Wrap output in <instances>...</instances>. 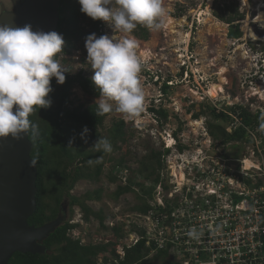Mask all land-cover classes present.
Returning a JSON list of instances; mask_svg holds the SVG:
<instances>
[{
    "label": "rangeland",
    "instance_id": "rangeland-1",
    "mask_svg": "<svg viewBox=\"0 0 264 264\" xmlns=\"http://www.w3.org/2000/svg\"><path fill=\"white\" fill-rule=\"evenodd\" d=\"M235 3H237L236 0H214L212 5L208 4V0H163V6L167 9V15L163 18V26L159 29H149L144 26L148 31L146 40L141 39V30L139 28L142 27L141 25H138L130 34V38H134L138 43L137 51L142 62L139 78L145 92L144 109L138 117L131 120H126L122 114L113 111L105 118L96 133L89 131L86 137L87 141L91 140L93 132L107 139L116 122L124 121L125 124L124 141L122 140L117 143V152H109V155L117 161L105 162L102 175L96 181L80 180L70 191L71 197L81 199L89 191L102 188V201L87 202V204L95 211L102 209L106 215L105 223H109V226L106 228L107 230L103 229L100 227L99 221L93 218L89 222L83 221L84 213L76 205L71 209L70 216L68 215L67 217V220H70L71 224L73 222L77 225L71 231L73 239H80V242L83 244L98 245L112 243L114 246L111 250L115 248L117 253H122V246L127 242L126 237L130 233L129 230L137 228L133 225L145 228L149 235L154 230L151 224L145 220H141V223H139V221L134 219L135 217H132L136 214L134 209L137 206H142L140 199L142 191H140L141 189L136 183H143L142 185L146 187L148 185L150 189H153L152 185L156 186L152 181V178L154 179L155 177L147 180L140 177V175L146 176L150 172L145 169L144 164L147 163L146 160L152 152H163L164 146L168 144H163L162 140L165 139H163L162 135L166 133L167 136L174 130L179 132V139L185 145L196 142L201 145L202 149H208L214 143L216 145L219 144L209 137V122L218 121L219 123L217 124L222 126L226 133H231L234 127L239 125L240 121L235 119L233 124L229 126V123L223 119L215 120L211 111L213 102L216 103L215 106L219 110L230 106L233 107L232 105L242 106L253 115L260 111L259 113L264 116L263 87L260 88L261 90H258L262 91L259 93L262 100L259 101L255 98H250L252 94L247 93L250 92L247 86L243 87L240 85L243 77H240L239 72V66L242 62L239 57V51H243V48L239 47L237 51L230 49L231 53L229 54L228 49H226L228 43L222 46L220 36H211L206 29L208 28V24L204 15L205 10L208 9V14L211 17L217 18L215 16L218 10L216 5H224L225 10L226 7H231L234 11V9L236 10ZM2 7L7 11H13V0H0V14ZM219 8L221 7L219 6ZM226 15L230 17L229 14ZM167 18L172 19L174 23L169 25V21L166 22ZM102 25L103 35L106 34L110 37L116 35L109 24L103 22ZM82 28H85L86 32L89 31L88 22H84ZM226 35L227 27L225 37ZM147 42L150 43V46L145 53L150 54L152 52L154 54V57L150 59L145 58L142 51ZM242 54V57L246 55L244 52ZM86 57L85 41H79L75 50L68 55L60 54L58 60L70 76L81 74L83 77L87 76V78L91 79L94 72L87 63ZM183 61L187 65L179 68ZM205 62L209 64L207 67L203 64ZM197 63H200V65ZM222 67H225L227 71L224 75L226 84L223 85V91H225L226 96L222 94L220 97L212 98L210 96V87L220 83L222 78L220 71ZM196 70L199 71L196 72ZM188 72H193L194 75ZM164 84H168L169 86L166 95L162 91ZM97 98L88 95L79 86L75 85L71 90L70 101L72 103L69 108L78 109L79 107L81 110H84L95 104ZM154 107H163L170 114V118L163 125V128L160 127L161 124H159L151 112V109ZM196 115H199L197 120L194 119ZM197 122L200 123L199 126L196 124ZM258 124L260 126L256 128L257 131L248 128L247 133L255 145L250 142H229L225 148V152H223V157L226 161L218 160V162L225 165L226 168H232V163H234V166L237 165L236 161L247 159L252 161L257 167L260 164H264V133L262 131V129L264 130V121L259 119ZM232 125H235L233 129L231 128ZM180 127H182L181 130H178ZM68 128L67 135L69 141L73 140V143H81L84 146L85 140L81 139L80 135L83 127L72 123L68 125ZM168 140H171V138ZM92 143L94 145L96 141L92 139ZM93 145L89 147L87 144L85 147L88 150ZM93 152L97 151L94 150ZM170 157L172 158V154ZM120 161L122 162L121 165L119 164ZM170 163L175 164V160H171ZM171 164L170 166H172ZM117 165H119L118 168ZM90 168L93 171L94 165ZM171 171L172 176L176 178L177 184L182 186L183 183L178 178V165H176V168L171 167ZM253 172L255 173V171ZM112 175L117 177L118 181L116 183L109 180ZM161 175V182L169 186V173L166 168L164 170L163 167ZM126 184H131L133 190L118 199H113L111 195L115 193L117 187H124ZM46 194L45 203L50 206L51 192L48 186ZM151 196V194L145 196V200L148 201ZM46 213L49 215L51 209H47ZM133 222H137V224H133ZM113 225H120L123 232L121 238H117L116 234L111 230V226ZM155 255L156 252L151 253L149 259H153L152 257ZM103 256L109 257L110 250L105 254H100L99 260Z\"/></svg>",
    "mask_w": 264,
    "mask_h": 264
},
{
    "label": "clouds",
    "instance_id": "clouds-1",
    "mask_svg": "<svg viewBox=\"0 0 264 264\" xmlns=\"http://www.w3.org/2000/svg\"><path fill=\"white\" fill-rule=\"evenodd\" d=\"M78 3L83 14L94 21L99 20L109 24L114 33H116V35L111 37L106 34L97 37L95 33H92L85 39L86 60L94 72L91 82L99 93L98 98L95 100L96 115L102 116L115 111L122 114L126 120L138 117L144 109L145 92L139 78L142 62L137 51L138 43L134 38H130V34L138 25H143L149 29H159L163 26V18L167 15L163 0H78ZM64 44L65 41L62 35L55 31H33L31 25H25L21 28L0 23V138L11 137L13 140H20L29 131L33 135L38 134V125L32 123L29 120V116L36 108L47 109L51 107L52 101L48 97L53 91L51 87L52 78H55L59 85L65 83L67 70L57 58L63 51ZM252 98L259 101L262 100L259 97ZM232 106L234 107V105ZM14 107L15 111H13ZM228 108L226 107V111L222 112L231 114ZM212 109L215 110L217 115L222 113H217V109L213 107ZM165 111L167 112V120H164L157 113L160 118L158 122L162 128L170 118L169 112ZM210 123L219 122L211 121ZM209 124V137L214 140L210 134ZM231 124L233 123H229V126ZM240 125L241 122L238 126ZM234 126L232 125L231 128L233 129ZM235 130L236 128L234 127L233 131ZM88 133L89 129L85 126L80 134L81 139L85 140V143L87 142ZM162 137L165 139L162 140L163 144L168 145L164 146L162 152V167L157 169L159 182L157 184L154 183L156 186L151 184L153 186L152 196L146 201L148 211L150 209V201L155 199L157 186L164 184L160 179L162 176L161 170L164 167V170L166 168L168 173L171 171V169H168V162L175 160L178 166L189 162L188 170L189 168L193 169V171L198 170L200 174L209 171L215 166L211 158H215V160L217 158H220V160L225 159L223 152H225L227 145L220 146V143L215 140L219 144L216 145L214 143L211 148L202 149L199 143L194 142V144L185 145L184 142H181L177 130L170 132L167 136L165 133ZM170 138L173 141V145H169L168 139ZM73 142V140L69 141V147H71ZM92 149L97 152H111L112 147L107 139L99 138L92 146ZM171 154L172 158L170 157V159L169 156ZM97 162H99V158ZM89 163H92V161L90 160ZM237 165L238 169H240L239 163ZM255 166L250 169L251 173L258 171ZM188 170H183V173L186 174L185 171ZM147 187L150 189L148 185ZM164 187H167V185L164 184ZM145 214L136 211L135 216L132 217ZM72 224L74 223L72 222ZM104 224L106 228L109 226V223ZM117 227H120V225L111 226V230L113 231ZM136 227L140 231L141 229L145 230L138 226ZM139 230H129L130 233L126 237L127 242L122 246V253H117L114 248L115 253L119 257L122 258L124 256L125 247H132L141 241H144L147 252L145 260L149 259L151 253H158L155 247L146 245L145 234H142ZM71 231L68 236L73 239ZM132 235L138 239L136 244H131ZM188 236L196 237L197 233L193 229L188 232ZM172 252L173 254L170 255L174 264H183L187 261V258L181 257L180 250L176 245L171 247L170 253ZM105 258L109 260L108 263L113 264L111 255L109 257L103 256L101 260H99L98 256L97 263L101 264ZM114 262H116L115 259Z\"/></svg>",
    "mask_w": 264,
    "mask_h": 264
},
{
    "label": "trees",
    "instance_id": "trees-1",
    "mask_svg": "<svg viewBox=\"0 0 264 264\" xmlns=\"http://www.w3.org/2000/svg\"><path fill=\"white\" fill-rule=\"evenodd\" d=\"M80 4L78 0H62L61 8L59 10V24L57 33L62 35L65 44L63 51L60 54L68 55L77 48V42L85 41L86 37L92 33H95L97 37L103 35L102 22L99 20H92L80 11ZM236 11V12H235ZM216 16L223 22L230 24V38H238L241 33L237 27L232 25L239 17L237 10L234 11L231 7L218 8ZM229 14L230 17H228ZM233 16V17H232ZM88 22L90 30L85 31L82 28V24ZM142 27L141 39L146 40L148 31ZM59 54V55H60ZM59 55L57 58H59ZM66 79L63 85L57 84L55 78L51 80V87L53 90L49 97L52 101L51 107L36 108L35 111L30 114L29 120L38 125V134L33 135L29 131V139L33 144L31 151V158L37 163L38 178H37V207L35 214L29 218L28 223L31 226H41L48 221H52L56 218L61 203L66 200L69 205V212H71L74 206L78 205L84 213V221L89 222L91 218L98 220L101 228L106 229L105 226V214L102 209L95 211L87 202L102 201L103 189L97 188L96 190L89 191L83 198H75L70 196V191L75 184L80 180L96 181L104 170L105 162H112L114 157L109 155V152H93L92 148H87V144L93 145L92 139L96 142L102 136H98L97 129L101 127L105 118L111 113L106 115H96V105H92L84 110L78 107V109H70L69 106L72 103L70 101L71 90L73 86H79L84 92L93 97H98L99 93L96 91L91 79L83 77L81 74L70 76L69 73H65ZM168 88L164 86L163 90ZM231 114L220 113L216 114L215 110H211L212 116L215 120L223 119L227 123H233L236 120L241 122V125L236 128L231 134L226 133L225 129L217 123H210V134L215 141L220 143V146H226L229 142H244L252 143L250 136L247 135V128H251L257 131L256 128L260 126L258 120L264 121V116L260 113L251 114L242 106H234L228 108ZM154 111V110H153ZM164 120H167V112L161 109L159 112ZM195 119L199 115L194 116ZM218 122V121H216ZM74 123L77 126H86L89 131H94L91 140L84 142V146L81 143H72L69 147V137L67 135L68 125ZM180 127L179 130H181ZM263 133L264 130L262 129ZM125 136V124L124 121H118L113 126L110 135L107 140L110 142L112 150L111 152H117V143L122 141ZM261 138L262 135H260ZM105 139V138H104ZM221 140V141H218ZM124 141V140H123ZM162 152H152L147 158L144 164L146 170L150 171L146 176L140 175L142 179H150L157 184L159 182V174L157 169L162 167L161 162ZM99 158V162L97 159ZM92 163H89V161ZM117 161V160H116ZM121 165L122 162L120 161ZM94 165V170L91 171V166ZM119 165H117L118 168ZM111 182L116 183L117 177L112 175L109 179ZM248 184L249 181H247ZM143 183H136L142 191L140 197L142 206H137L134 210L140 213H147L148 206L145 200V196L152 194V189L142 185ZM47 186L51 192V200L48 206L45 203L47 198ZM133 190L131 184H127L124 187L118 186L117 190L112 196L113 199H118L122 195L130 193ZM53 206V208H51ZM47 209H51V213L47 215ZM68 219V218H67ZM57 228L49 237L43 241V245L46 246L47 251L41 255L21 254L15 253L11 258L9 264H98L97 258L102 253L105 254L110 250L111 259L113 264H174L171 258V247L155 248L158 253L153 259H146L147 252L145 250V243L141 241L139 244L132 247L124 248V256L121 258L115 253V250L111 248L114 244H81L80 240H74L68 233L76 228L77 225L71 224L70 220H67ZM195 224V222H194ZM107 230V229H106ZM134 230H139L135 228ZM140 231V230H139ZM113 232L117 238L122 237V230L120 227L114 228ZM142 234H146L145 230L140 231ZM264 242V241H263ZM264 252V246L260 249V253ZM114 259L116 262H114ZM107 258L101 264L108 263Z\"/></svg>",
    "mask_w": 264,
    "mask_h": 264
},
{
    "label": "built area",
    "instance_id": "built-area-1",
    "mask_svg": "<svg viewBox=\"0 0 264 264\" xmlns=\"http://www.w3.org/2000/svg\"><path fill=\"white\" fill-rule=\"evenodd\" d=\"M236 2L239 18L232 25L241 33L238 38H230V24L221 22L217 16L218 19L212 17L227 27L228 53L230 49L243 48L239 51L243 62L239 66L240 77H243L240 85L250 89L247 92L252 94L250 98H261L258 89H264V0ZM243 52L246 55L242 57ZM203 64L209 65L208 62ZM186 65L183 61L179 68ZM168 90L162 91L166 95ZM213 103L217 113L226 111L219 110ZM152 109L167 110L163 107ZM155 111L151 112L159 121ZM218 160L220 158H211L215 166L200 174L198 170H188L189 162L180 164L179 168L188 170L182 186L177 184L172 171L169 172L170 187L159 184L147 214L135 217L139 223L145 220L154 229L148 235L147 230L140 227L145 229L146 245L157 249L176 245L181 257L187 258L183 264H264V252L260 253L264 246V164L255 166L258 171L251 173L245 168L246 160L236 161L240 169L234 163L232 168H226ZM170 164L168 162V169L172 167ZM193 229L197 236L189 237L188 232ZM137 242L132 235L131 244Z\"/></svg>",
    "mask_w": 264,
    "mask_h": 264
},
{
    "label": "water",
    "instance_id": "water-1",
    "mask_svg": "<svg viewBox=\"0 0 264 264\" xmlns=\"http://www.w3.org/2000/svg\"><path fill=\"white\" fill-rule=\"evenodd\" d=\"M61 1L13 0V11L2 7L0 23L56 32ZM32 148L29 133L20 140L0 138V264H9L15 253H46L43 241L63 222L59 217L39 227L28 223L37 207L38 169L31 158Z\"/></svg>",
    "mask_w": 264,
    "mask_h": 264
},
{
    "label": "bare ground",
    "instance_id": "bare-ground-1",
    "mask_svg": "<svg viewBox=\"0 0 264 264\" xmlns=\"http://www.w3.org/2000/svg\"><path fill=\"white\" fill-rule=\"evenodd\" d=\"M214 0H208V4L209 5H212ZM205 17H206V21H207V24H208V28L207 31L209 32V34L211 36H220V39H221V45L222 46H225V44L227 43L226 39H225V34H226V26L216 20H214L209 14H208V9L205 10ZM201 18V17H200ZM168 20H166V22L169 23V25L173 24V20L172 19H169L167 18ZM167 33V31H166ZM150 43H146L145 44V48L142 50L143 51V55L145 56V58L147 59H150L151 57H154V54L151 52L150 54L149 53H145L147 52L148 48H149V45ZM141 48V47H140ZM245 55V54H244ZM142 56V54H141ZM182 56V55H181ZM156 57V56H155ZM144 58V59H145ZM226 68L225 67H222L221 71H220V76L222 77L221 80H220V83L218 84H214L210 87V96H212V98H217V97H220L222 94L226 96L225 94V91H223V85L226 84V80L224 78V75L225 73L227 72L225 70ZM206 71V70H205ZM258 90H261L260 88ZM262 92V91H261ZM259 91V93H261ZM263 93V92H262ZM249 94V93H248ZM227 98V97H226ZM264 98V97H263ZM251 100V99H250ZM198 126L200 125V123H196ZM198 135V134H197ZM169 144H173V142L171 140H169ZM174 162V161H172ZM245 168L247 170L251 169V168H254L255 164L252 162V161H249L248 159L245 161ZM173 168H176V163L174 164H171ZM178 178L180 179V182L181 183H184L185 182V176H184V173H183V168H179V172H178Z\"/></svg>",
    "mask_w": 264,
    "mask_h": 264
},
{
    "label": "flooded vegetation",
    "instance_id": "flooded-vegetation-1",
    "mask_svg": "<svg viewBox=\"0 0 264 264\" xmlns=\"http://www.w3.org/2000/svg\"><path fill=\"white\" fill-rule=\"evenodd\" d=\"M94 105V104H92ZM91 105V106H92ZM90 107V106H89ZM88 108V107H87ZM69 205L66 207V202L64 201L63 203H61L60 207H59V210H58V213H57V216L54 220L52 221H48L47 223L49 222H53L55 221L56 219H58L59 217L63 219V222H62V225L64 224V222L66 221L68 215L70 216V212H69ZM84 245H88V244H84Z\"/></svg>",
    "mask_w": 264,
    "mask_h": 264
}]
</instances>
